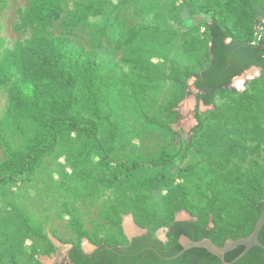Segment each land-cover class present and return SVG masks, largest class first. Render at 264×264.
Returning <instances> with one entry per match:
<instances>
[{
    "label": "trees",
    "instance_id": "trees-1",
    "mask_svg": "<svg viewBox=\"0 0 264 264\" xmlns=\"http://www.w3.org/2000/svg\"><path fill=\"white\" fill-rule=\"evenodd\" d=\"M68 1H73L74 9L66 14ZM5 2L0 0V9ZM64 14L63 34L53 36L50 28L61 21ZM101 14L102 9L95 0H32L24 25L32 27L35 35L0 61V89L11 84L10 114L32 121L38 132L26 151L7 147L6 159L0 162V187L23 175L35 174L44 158L56 149L60 134L76 132L87 137L92 150H101L106 186L113 187L125 176L137 179L140 191L151 193L162 189L166 194L161 204H152L148 195L141 192L131 198L122 212L133 214L136 223L148 228L149 234L136 237L132 242L101 240L92 254L84 253L74 244L68 251L73 264H224L201 248L191 249L174 260L163 259L150 248L157 249L165 257L177 255L182 250L179 244L182 235L195 241L210 238L224 245L229 239L249 236L264 210V0H223L217 16H212L207 24L209 63L196 75L197 124L185 149H194L206 157L209 193L204 207L195 214L197 220L188 221L175 218L179 211H192L185 185L172 184L163 173L136 176L146 163L156 171L174 163L176 155L162 152L152 160L133 158L113 168L110 155L115 149L112 144H101L99 124L94 118L97 110L92 115L80 110L86 106L84 99H90L94 105L90 97L101 92L106 75L111 80L117 79L115 66L95 51L78 48L71 38L74 31L83 29L91 18ZM132 31L134 29L128 40H125L124 31L119 33L115 40L117 50L129 47L138 39ZM146 53L167 57L161 52L135 48L131 60L134 72L123 73L121 84L138 95L146 92L147 85L142 80L147 77L152 82L171 81L183 96L193 72L179 67L166 72L145 59ZM252 67L263 68L262 75L249 82L243 92L231 91L233 80ZM220 95L225 101L217 104ZM178 102L179 99H175L167 107L174 120L179 116L174 110ZM202 104L212 107L208 120L202 119ZM152 123L166 128L171 135L170 143H174L177 134L171 126ZM114 135L115 131L112 140ZM187 170L191 175L195 173L193 167ZM211 216L214 226L204 227V220ZM75 227L81 233L82 228L76 221ZM159 228L169 229L168 244L152 235ZM259 239L264 244V227ZM243 250L239 247L227 253L226 261L232 262ZM233 264H264V250L254 247Z\"/></svg>",
    "mask_w": 264,
    "mask_h": 264
},
{
    "label": "rangeland",
    "instance_id": "rangeland-1",
    "mask_svg": "<svg viewBox=\"0 0 264 264\" xmlns=\"http://www.w3.org/2000/svg\"><path fill=\"white\" fill-rule=\"evenodd\" d=\"M222 2L95 0L102 14L71 35L78 48L97 52L117 72L116 80L106 75L101 92L90 97L94 105L90 99H84L86 106L80 109L91 115L97 110L94 118L99 124L101 144H112L115 149L110 155L111 166L116 168L133 158L152 160L162 152L176 155L174 163L156 171L146 163L136 176L163 173L172 184L187 187L192 211H179L175 216L179 220H197L209 193L206 157L185 147L197 124L194 82L209 63L207 24L212 16H217ZM31 3L32 0H6L0 9V61L33 39L34 29L24 25ZM72 9L73 1H68L66 14ZM66 14L50 28L53 36L63 34ZM133 29L138 39L117 50L115 40L119 33L124 31L128 40ZM137 47L167 56L144 55L166 72L176 67L193 72L183 96L171 81L152 82L147 77L142 80L147 85L146 92L138 95L121 84L123 73L134 72L131 60ZM259 75L254 73L256 78ZM252 80H238L229 89L243 92ZM12 92L11 84L0 89V162L6 159L7 147L26 151L38 132L32 121L10 114ZM175 99H179L174 109L179 116L174 120L167 107ZM224 101L223 95L217 98V104ZM211 109L201 106L202 119L208 120ZM152 122L171 126L177 134L174 143H170L171 135L166 128ZM100 151L91 149L86 136L63 132L56 149L44 158L35 174L23 175L0 187V264H73L68 251L74 244L89 251L101 240L119 243L129 240V226L135 227L136 221L133 214L122 212L131 198L144 193L152 204H161L166 190L140 191L137 179L122 176L113 187L106 186ZM191 167L195 171L192 175L187 170ZM75 221L81 226V233L77 232ZM207 226H214L213 216L204 220V227ZM165 230L159 228L152 235L165 240Z\"/></svg>",
    "mask_w": 264,
    "mask_h": 264
},
{
    "label": "water",
    "instance_id": "water-1",
    "mask_svg": "<svg viewBox=\"0 0 264 264\" xmlns=\"http://www.w3.org/2000/svg\"><path fill=\"white\" fill-rule=\"evenodd\" d=\"M262 47L264 48V38H263ZM262 72H263V68L252 67L250 70L246 71L241 76L236 77L233 80L231 86L237 80H239L240 78H243L248 73H258L261 75ZM255 78L256 77H252L249 80H252ZM194 89L196 90L195 85H194ZM201 106H203V104ZM131 218L134 222V218L132 216H131ZM176 220L181 221L179 219H176ZM189 220H194V218H191ZM134 225L137 228V233L129 234V241H131V242L133 241L134 238L148 233L147 229H142L136 223H134ZM263 227H264V210L261 212L259 219L255 224L254 230L249 236H246V237H243V238H240L237 240L229 239L226 241V243L224 245H218L215 242H213V240H211L210 238H204L202 240L195 241L186 235H182L179 239V244L181 245L182 250L177 255H174L171 257H165L157 249H155V248H150V249L153 250L158 256H160L163 259L174 260V259H177L178 257H180L181 255H183L185 252L191 250V249L201 248V249L207 250L209 253L218 257L224 264H233V263L237 262L238 260H240L242 257H244L254 247H259V248L264 250V244L259 239V235H260V232L262 231ZM166 240H167V238L165 237V240H163V241L165 242ZM239 247L244 248L243 252L237 258H235L232 262L226 261V259H225L226 254L234 251L235 249H237ZM96 249H97V246L92 248L89 251H86V250H83V251L86 254H92Z\"/></svg>",
    "mask_w": 264,
    "mask_h": 264
},
{
    "label": "bare ground",
    "instance_id": "bare-ground-1",
    "mask_svg": "<svg viewBox=\"0 0 264 264\" xmlns=\"http://www.w3.org/2000/svg\"><path fill=\"white\" fill-rule=\"evenodd\" d=\"M252 77H254V73H248L247 75H245L243 78H240L239 80L246 82L247 80H249ZM241 84H242V82H241ZM129 232H131L130 234L137 233V228L133 227V226H129Z\"/></svg>",
    "mask_w": 264,
    "mask_h": 264
},
{
    "label": "flooded vegetation",
    "instance_id": "flooded-vegetation-1",
    "mask_svg": "<svg viewBox=\"0 0 264 264\" xmlns=\"http://www.w3.org/2000/svg\"><path fill=\"white\" fill-rule=\"evenodd\" d=\"M194 220H196V219H194ZM177 221V220H176ZM181 221H188V220H181ZM167 232H169V229H166L165 231H164V234H165V237L167 238V240L164 242L163 240H161L158 236H156V238L157 239H159L160 241H162L164 244H168L169 242H170V240H169V238L167 237ZM148 234V233H147ZM147 234H143V235H141V236H144V235H147ZM138 237H140V236H138Z\"/></svg>",
    "mask_w": 264,
    "mask_h": 264
}]
</instances>
